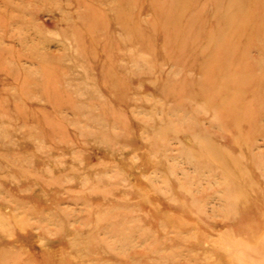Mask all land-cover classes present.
<instances>
[{"label": "rangeland", "instance_id": "obj_1", "mask_svg": "<svg viewBox=\"0 0 264 264\" xmlns=\"http://www.w3.org/2000/svg\"><path fill=\"white\" fill-rule=\"evenodd\" d=\"M263 250L264 0H0V264Z\"/></svg>", "mask_w": 264, "mask_h": 264}, {"label": "bare ground", "instance_id": "obj_2", "mask_svg": "<svg viewBox=\"0 0 264 264\" xmlns=\"http://www.w3.org/2000/svg\"><path fill=\"white\" fill-rule=\"evenodd\" d=\"M248 249V248H247ZM264 251V250H263Z\"/></svg>", "mask_w": 264, "mask_h": 264}]
</instances>
